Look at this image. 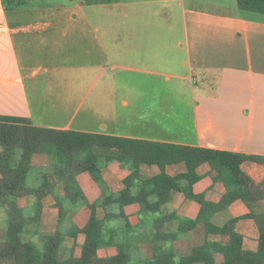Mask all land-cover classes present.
Instances as JSON below:
<instances>
[{"label": "crops", "instance_id": "obj_1", "mask_svg": "<svg viewBox=\"0 0 264 264\" xmlns=\"http://www.w3.org/2000/svg\"><path fill=\"white\" fill-rule=\"evenodd\" d=\"M105 27H108L107 32ZM103 31V32H102ZM0 116L28 119L32 125L64 131L116 136L189 147L210 148L264 156V14L239 8L237 0H115L70 8L63 5L30 6L13 1L6 9L0 0ZM100 156L118 157L121 150L97 146ZM1 153V147H0ZM56 160L35 154L32 165L43 169L58 197H64L65 182L56 173ZM242 170L255 183L264 181V166L244 162ZM186 163L168 165L166 174L180 177ZM141 177L160 175L157 165H142ZM102 178L111 193L124 189L128 168L118 161L104 166ZM192 186L211 204L239 188L229 169L218 173L208 163L197 169ZM78 184L89 204L102 191L92 176L81 173ZM169 203L157 217L176 215L165 226L143 228L125 238L126 264H150L159 258L157 245H168L169 235L179 234L181 221L194 220L201 207L187 199L189 182L180 178ZM39 202L35 194L17 200L26 216H34ZM37 226L31 232L53 234L59 229V209L53 195L40 200ZM264 206L254 207V212ZM133 227L141 224V206L124 209ZM91 209L82 207L74 223L83 229ZM251 209L241 200L212 215L223 226L241 218L236 232L243 248L256 252L259 229L254 219L244 218ZM98 220L106 211L96 209ZM33 222V221H31ZM7 214L0 209V249L5 247ZM67 233L66 228H60ZM173 240L175 261L189 257L206 241L224 238L207 234L200 221L187 234ZM35 241L39 239L34 238ZM85 235L66 236L63 259L82 256ZM168 250V249H167ZM167 253L168 251H164ZM158 253V254H157ZM119 255L117 246L100 248L101 260ZM222 264V253L214 255ZM0 264H15L0 260ZM203 264V263H198Z\"/></svg>", "mask_w": 264, "mask_h": 264}, {"label": "trees", "instance_id": "obj_2", "mask_svg": "<svg viewBox=\"0 0 264 264\" xmlns=\"http://www.w3.org/2000/svg\"><path fill=\"white\" fill-rule=\"evenodd\" d=\"M113 1L115 0H85V3ZM17 2L20 5L25 3L24 0ZM237 2L244 11L264 14V0ZM97 146L117 148L121 150V154L118 157L100 156L95 152ZM0 147V209L7 214L5 247L0 249V260L10 259L15 264H126L128 255L122 250L125 238L131 240L129 245L133 247H136V243L127 236L120 239L118 233L131 235L146 227L153 230L155 227L165 226L166 222L176 217L171 214L155 218L169 203L171 192L180 190L178 180L184 178L190 184L189 189L184 192L187 199L197 202L201 210L196 219L181 221L179 234H187L198 222L204 221L207 234L221 235L224 241H206L204 246L195 248L191 256L179 258L176 262L170 242L180 235H169V246L157 245L159 258L150 264H214L216 253L223 254L222 264H264V206L254 212V207H258L259 202H264V181L257 184L242 170V164L247 161L264 166L262 155L41 128L32 125L28 119L2 116ZM35 154H45L56 160V173L65 182L64 197L57 196L55 186L49 183L45 171L32 165ZM113 161L122 163L130 171L124 180L125 187L119 193L108 190L101 174L102 168ZM177 163H186L187 173L180 177L166 174V167ZM205 163L220 174L229 169L239 184L238 190L227 193L219 204L208 203L202 195H194L192 192V186L199 180L197 169ZM142 165H157L161 173L153 179L144 180L140 172ZM84 172L92 176L102 191L101 198L93 204L88 203L77 181V176ZM32 194L37 196L39 202L30 219L25 210L18 208L17 200ZM47 195H53L56 199L59 229L53 234L35 230L28 239H23L21 235L27 227L38 225L40 200ZM237 200L243 201L251 209V213L244 218L254 219L257 223L260 237L256 252L243 248L244 238L236 232V224L241 218L230 219L223 226H216L210 221L213 214L226 210ZM134 203L141 206V224L138 227L130 224L124 211L126 206ZM84 206H88L92 213L87 225L79 229L73 219ZM98 207L106 211V217L102 221L96 217ZM60 228H66L67 233H63ZM79 234L85 235L82 256L79 259L71 257L64 260L65 237L77 238ZM35 237L39 240L35 241ZM112 245L118 247L119 255L113 259H99L97 251Z\"/></svg>", "mask_w": 264, "mask_h": 264}, {"label": "rangeland", "instance_id": "obj_3", "mask_svg": "<svg viewBox=\"0 0 264 264\" xmlns=\"http://www.w3.org/2000/svg\"><path fill=\"white\" fill-rule=\"evenodd\" d=\"M5 5L8 9L13 8V0H4ZM30 6H53V5H63L70 8H75L79 6L83 0H24ZM107 32L109 31L108 27H105ZM103 32V31H102Z\"/></svg>", "mask_w": 264, "mask_h": 264}]
</instances>
